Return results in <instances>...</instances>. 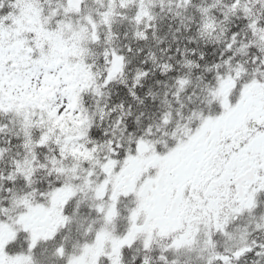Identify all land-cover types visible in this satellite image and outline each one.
<instances>
[{"label": "snow or ice", "instance_id": "snow-or-ice-1", "mask_svg": "<svg viewBox=\"0 0 264 264\" xmlns=\"http://www.w3.org/2000/svg\"><path fill=\"white\" fill-rule=\"evenodd\" d=\"M0 264H264V0H0Z\"/></svg>", "mask_w": 264, "mask_h": 264}]
</instances>
